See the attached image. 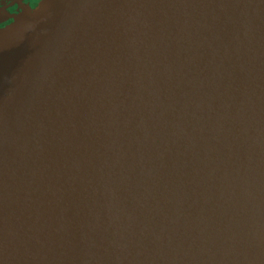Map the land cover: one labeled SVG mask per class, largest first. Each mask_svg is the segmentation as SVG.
<instances>
[{
  "label": "water",
  "instance_id": "water-1",
  "mask_svg": "<svg viewBox=\"0 0 264 264\" xmlns=\"http://www.w3.org/2000/svg\"><path fill=\"white\" fill-rule=\"evenodd\" d=\"M0 264H264V0L0 29Z\"/></svg>",
  "mask_w": 264,
  "mask_h": 264
},
{
  "label": "flooded vegetation",
  "instance_id": "flooded-vegetation-1",
  "mask_svg": "<svg viewBox=\"0 0 264 264\" xmlns=\"http://www.w3.org/2000/svg\"><path fill=\"white\" fill-rule=\"evenodd\" d=\"M41 0H0V29L13 23L16 18L35 9Z\"/></svg>",
  "mask_w": 264,
  "mask_h": 264
},
{
  "label": "rangeland",
  "instance_id": "rangeland-1",
  "mask_svg": "<svg viewBox=\"0 0 264 264\" xmlns=\"http://www.w3.org/2000/svg\"><path fill=\"white\" fill-rule=\"evenodd\" d=\"M30 8H31V7H29V8H28V10H29V11H31V9H30ZM19 16H20V15H19Z\"/></svg>",
  "mask_w": 264,
  "mask_h": 264
}]
</instances>
